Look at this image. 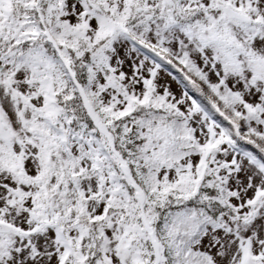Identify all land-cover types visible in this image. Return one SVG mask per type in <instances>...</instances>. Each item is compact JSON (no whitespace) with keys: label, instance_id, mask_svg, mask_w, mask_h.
Masks as SVG:
<instances>
[{"label":"snow or ice","instance_id":"snow-or-ice-1","mask_svg":"<svg viewBox=\"0 0 264 264\" xmlns=\"http://www.w3.org/2000/svg\"><path fill=\"white\" fill-rule=\"evenodd\" d=\"M0 264H264V0H0Z\"/></svg>","mask_w":264,"mask_h":264}]
</instances>
